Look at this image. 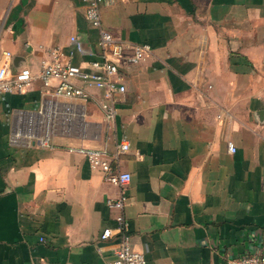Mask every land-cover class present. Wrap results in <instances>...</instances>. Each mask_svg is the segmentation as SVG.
Wrapping results in <instances>:
<instances>
[{"label":"crops","instance_id":"obj_1","mask_svg":"<svg viewBox=\"0 0 264 264\" xmlns=\"http://www.w3.org/2000/svg\"><path fill=\"white\" fill-rule=\"evenodd\" d=\"M80 0H0V61L36 73L57 47L90 69L97 32ZM101 25L149 55L119 67L125 92L106 122L87 88L81 117L52 147L13 144L29 111L47 97L39 80L0 92V264H105L115 239L102 181L66 146L104 147L130 174L123 215L145 264H225L264 255V0H113ZM81 44L76 51L69 37ZM78 102V100H76ZM235 148L229 153L226 143Z\"/></svg>","mask_w":264,"mask_h":264},{"label":"built area","instance_id":"obj_2","mask_svg":"<svg viewBox=\"0 0 264 264\" xmlns=\"http://www.w3.org/2000/svg\"><path fill=\"white\" fill-rule=\"evenodd\" d=\"M83 4V18L89 26L96 29L97 58L89 62L90 69L81 68L69 61L57 47L45 50L47 57L39 61L38 70L32 73L28 67L10 70V53L2 52L0 61V92L20 93L32 82L39 80L47 97L37 108L29 111L24 119L23 127H17L9 136L13 144H29L37 142L41 146L52 147L51 138L58 134H69V130L77 118L81 117L82 102L90 98L87 88L101 91L97 102L106 122L111 121L114 114V96L125 92L118 69L133 66L143 61L150 53L146 44H130L115 39L101 25L99 5L103 1L113 0H80ZM76 51L81 44L73 36L69 37ZM78 100V102H76ZM229 153L235 148L231 142L226 143ZM128 149L125 140L119 141L113 151L108 153L104 147L66 146L65 151L83 157L92 170L101 173V179L107 184L116 186V197L104 200L106 208L113 211V225L102 228L99 240L115 239L111 258L105 264H145L141 252L131 247L127 220L123 215L125 201L124 189L130 180L127 171L120 170L117 158ZM225 264H264L263 254L243 255L227 259Z\"/></svg>","mask_w":264,"mask_h":264},{"label":"water","instance_id":"obj_3","mask_svg":"<svg viewBox=\"0 0 264 264\" xmlns=\"http://www.w3.org/2000/svg\"><path fill=\"white\" fill-rule=\"evenodd\" d=\"M263 111V113H264V110H262Z\"/></svg>","mask_w":264,"mask_h":264}]
</instances>
